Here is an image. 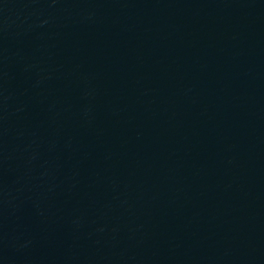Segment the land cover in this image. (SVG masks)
<instances>
[{"label":"water","instance_id":"1","mask_svg":"<svg viewBox=\"0 0 264 264\" xmlns=\"http://www.w3.org/2000/svg\"><path fill=\"white\" fill-rule=\"evenodd\" d=\"M94 264H264V0H197Z\"/></svg>","mask_w":264,"mask_h":264}]
</instances>
